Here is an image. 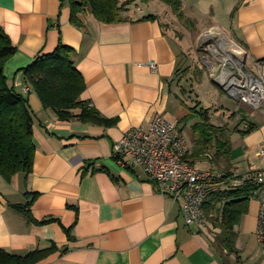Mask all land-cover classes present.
<instances>
[{"label":"crops","instance_id":"0c3cea01","mask_svg":"<svg viewBox=\"0 0 264 264\" xmlns=\"http://www.w3.org/2000/svg\"><path fill=\"white\" fill-rule=\"evenodd\" d=\"M192 1L208 4L210 14L224 16L227 23L224 28L213 21L218 28L206 32L202 48L206 39L229 43L242 51L243 71L259 78L264 0H186L182 6ZM148 5L128 7L124 20L113 24L85 11L76 15V25L66 0H0V28L16 48L4 75L32 113L35 145L28 176L17 174L7 182L0 175V250L25 256L54 249L37 264H264L256 200L250 198L235 227L237 253L230 254L214 244L206 226H187L181 204L162 194L141 168H123L113 158L127 129H148L159 114L183 134L190 148L187 160L197 169L237 176L264 172V158L258 157L264 108L252 109L228 95L203 66L204 50L200 61L212 82L192 83L197 98L188 104L174 85L183 49L158 17L146 19L155 16ZM60 43L75 51L74 67L85 83L80 100L104 124L59 120L26 82L23 70ZM209 85L233 99V106L228 109L214 89L216 103L203 106ZM254 234L260 252L247 249Z\"/></svg>","mask_w":264,"mask_h":264},{"label":"trees","instance_id":"16d2710c","mask_svg":"<svg viewBox=\"0 0 264 264\" xmlns=\"http://www.w3.org/2000/svg\"><path fill=\"white\" fill-rule=\"evenodd\" d=\"M66 1L71 9V21L76 25L80 24L76 15L85 11L102 23H119L124 20L122 14L134 2L133 0ZM160 1L177 13L186 0ZM152 18L156 16L146 17V19ZM15 53L16 48L0 28V175L7 182L17 174L28 176L31 173L35 153L32 113L25 99L15 92L4 75V66ZM74 55L73 49L60 43L53 53L38 56L23 70L25 80L33 87L43 108L51 110L59 120L77 119L83 123L104 124L106 120L93 108L88 107L87 102L80 100V95L85 90V83L74 67ZM75 109H79L80 114L74 115ZM191 110L194 112L195 108ZM202 116L206 120L207 112ZM212 131L217 132L220 129ZM250 197L249 184L227 189L216 186L209 195L205 210L208 223L216 230L214 243L227 253H237L235 227L246 214ZM52 252L54 249L16 256L0 250V264H37Z\"/></svg>","mask_w":264,"mask_h":264},{"label":"built area","instance_id":"2783aa9c","mask_svg":"<svg viewBox=\"0 0 264 264\" xmlns=\"http://www.w3.org/2000/svg\"><path fill=\"white\" fill-rule=\"evenodd\" d=\"M202 64L217 84L231 97L252 109L264 108V69L255 78L243 71V53L218 39L203 41ZM155 69L154 65H151ZM190 148L177 126L156 114L148 129H127L114 146L113 158L123 168H141L158 190L182 206L187 226L208 224L205 210L209 195L216 186L249 184L251 199L258 202L257 240L264 250V172L243 176L212 170H199L187 160ZM205 158L210 156L205 154ZM264 158V147L258 152ZM230 183V184H229Z\"/></svg>","mask_w":264,"mask_h":264},{"label":"rangeland","instance_id":"374dc122","mask_svg":"<svg viewBox=\"0 0 264 264\" xmlns=\"http://www.w3.org/2000/svg\"><path fill=\"white\" fill-rule=\"evenodd\" d=\"M133 1L134 2H132L131 5L128 6L131 7L132 10H138L149 4L148 7L150 8V10H152V13L160 20V24H162L163 30L180 43L183 49L182 65L180 68V74L178 75L180 77L177 76L175 78L174 85L176 88H179V93L180 90H182V94H180L184 97L185 101L188 104H195V99L197 97L193 94L192 88L194 85L192 83H198L200 80H208L209 82H212V78L207 75V72L202 67L200 61L201 56L203 55L201 39L206 34V32L210 31L211 29L218 28L212 24L213 21L219 23V25L224 28L227 27V23L225 22L226 19L220 14H217L214 17L212 14H210V10L208 8L209 5L205 4V6H200L201 3L198 1H192L193 3L191 5L184 4V6L180 8V12L177 13L169 5H166L160 0ZM179 14H182V16H180ZM209 86V93L205 95L207 97V100H205L204 98L202 101L203 106L209 107L216 103L215 101H213V89L217 92V98L222 97L225 99L224 101L227 104L228 109H230L229 107L233 106V99L229 98L226 94L219 93L218 89H216L214 85ZM220 116H223L222 113H220ZM188 132L190 131L185 130L186 137L188 135ZM251 212L252 208L250 209V214H252ZM206 228L208 229V231H210V236L212 240H214V233L216 232V230L213 229L210 223L206 225ZM257 248L258 244L256 241V235L254 234L250 238V241L247 242V249L252 251L256 250ZM257 252L260 251L257 249ZM250 264H252V261L250 262Z\"/></svg>","mask_w":264,"mask_h":264},{"label":"bare ground","instance_id":"6f19581e","mask_svg":"<svg viewBox=\"0 0 264 264\" xmlns=\"http://www.w3.org/2000/svg\"><path fill=\"white\" fill-rule=\"evenodd\" d=\"M222 36V35H221Z\"/></svg>","mask_w":264,"mask_h":264}]
</instances>
